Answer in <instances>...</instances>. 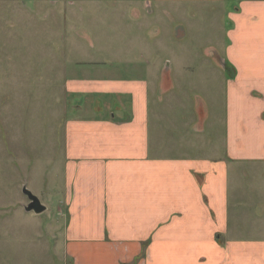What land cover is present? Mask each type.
<instances>
[{
	"label": "crops",
	"instance_id": "0c3cea01",
	"mask_svg": "<svg viewBox=\"0 0 264 264\" xmlns=\"http://www.w3.org/2000/svg\"><path fill=\"white\" fill-rule=\"evenodd\" d=\"M154 1L226 3L221 55L235 77L207 140L202 103L187 122L163 110L174 87L165 71L158 83L150 68L148 78L67 79L82 97L64 122L62 254L70 264H264V0Z\"/></svg>",
	"mask_w": 264,
	"mask_h": 264
},
{
	"label": "rangeland",
	"instance_id": "374dc122",
	"mask_svg": "<svg viewBox=\"0 0 264 264\" xmlns=\"http://www.w3.org/2000/svg\"><path fill=\"white\" fill-rule=\"evenodd\" d=\"M225 4L0 0V264H70L63 130L82 95L65 91L67 79L148 78L150 68L158 83L165 71L174 87L161 96L163 110L187 122L202 103L207 140L226 78L235 77L221 55ZM23 185L46 205L40 214L24 210Z\"/></svg>",
	"mask_w": 264,
	"mask_h": 264
},
{
	"label": "water",
	"instance_id": "95a60500",
	"mask_svg": "<svg viewBox=\"0 0 264 264\" xmlns=\"http://www.w3.org/2000/svg\"><path fill=\"white\" fill-rule=\"evenodd\" d=\"M22 193L27 197L28 203L24 205V210L27 212H33L35 214H40L46 209L40 199L31 190H29L26 185L22 186Z\"/></svg>",
	"mask_w": 264,
	"mask_h": 264
}]
</instances>
